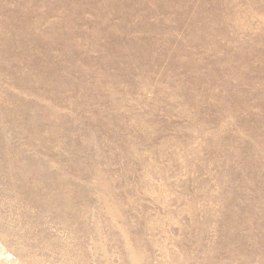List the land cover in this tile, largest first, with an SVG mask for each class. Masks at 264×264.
<instances>
[{
    "label": "rangeland",
    "instance_id": "obj_1",
    "mask_svg": "<svg viewBox=\"0 0 264 264\" xmlns=\"http://www.w3.org/2000/svg\"><path fill=\"white\" fill-rule=\"evenodd\" d=\"M0 264H264V0H0Z\"/></svg>",
    "mask_w": 264,
    "mask_h": 264
}]
</instances>
